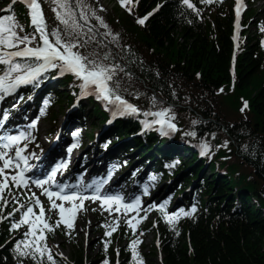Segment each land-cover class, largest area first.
<instances>
[{
	"label": "trees",
	"instance_id": "16d2710c",
	"mask_svg": "<svg viewBox=\"0 0 264 264\" xmlns=\"http://www.w3.org/2000/svg\"><path fill=\"white\" fill-rule=\"evenodd\" d=\"M158 1L141 0L136 13L131 15L119 9L105 14L97 9L94 0L83 3L95 8L111 31L119 33L118 38L110 35L109 28L90 15L95 29L135 71L129 75L123 68L119 79H115L119 86L144 106L179 104L176 110L182 125H191L196 119L210 131L211 141L216 142L215 149L219 150L216 160L231 176V181L221 177L207 207L202 208L196 220L184 224L180 238L169 237L163 243L164 264H264L262 52L257 42L250 39L237 54L232 71V16H211L212 20L202 21L177 0H165L144 26L138 23L136 14L146 13ZM80 34L87 39L95 37L92 40L99 44L98 33L83 28ZM98 44L96 48L101 52ZM244 97L249 102L241 111ZM222 98L230 108L228 113L220 106ZM224 142L227 151L221 148ZM221 155H228L232 162L221 159ZM214 186L215 182L208 183V188ZM253 196L259 200V208L248 205ZM73 250L78 264H83L81 246ZM20 261L5 246L0 248V264H20Z\"/></svg>",
	"mask_w": 264,
	"mask_h": 264
},
{
	"label": "snow or ice",
	"instance_id": "6c2138e0",
	"mask_svg": "<svg viewBox=\"0 0 264 264\" xmlns=\"http://www.w3.org/2000/svg\"><path fill=\"white\" fill-rule=\"evenodd\" d=\"M121 5L127 7L128 11L132 9L128 5L135 2V0H119ZM207 3L210 0H203ZM25 3L30 9L31 23L36 26V32L20 34L16 30L17 26L14 17L9 15H0V61L8 65V67L0 73V99L4 95L14 92L21 84H25L29 81H34L40 76L41 73H46L48 69H57L60 74L72 73L79 77L81 80V95L88 94V90L96 92L98 98H104L108 101L118 102V108L115 114L123 115L128 112L139 113L142 110L135 104L130 103L118 92L119 82L116 81L114 84L110 83L113 81V77L116 75L117 70H123L122 66L117 63H105L110 56V52H104L102 55L104 59L96 56L95 53L85 55L79 51V47H83L84 44L79 38H76L83 30L88 28L91 24L90 15L95 17L101 25L105 28H109L104 18L98 15L95 8L90 5L84 4L83 0H75L76 6L79 7V16L83 18L87 24L81 25L79 19L75 15L76 7H74L69 0H56L57 4V16L66 25L67 39L61 34L58 29H53L49 34L46 29L45 17L41 8L39 0H25ZM182 3L191 8H196V5L192 0H182ZM8 9L12 8V5L7 6ZM101 8L103 5L100 6ZM160 5H157L159 8ZM246 5L243 4V0H237L235 5L236 10V24L239 27L240 12ZM156 11L153 9L152 12ZM197 11H199L197 9ZM152 12L147 13L144 16L138 17V23L143 24L148 16L152 15ZM22 28V25H19ZM91 31V28H88ZM264 30V29H262ZM37 32L39 34V40L35 46L31 45V41L37 39ZM75 33V36H74ZM109 34L114 37H119V33H113L109 28ZM50 35L55 37V40L50 39ZM95 39V37H92ZM42 41V43H40ZM102 43V42H101ZM264 43V40H262ZM128 47V46H126ZM7 49H12L7 51ZM235 55V54H234ZM14 57H28L33 58L32 63H20L14 60ZM91 57V58H90ZM158 74V73H157ZM131 75V73H129ZM199 75V73L197 74ZM223 91V89H221ZM139 95V93H137ZM153 102L156 101L155 95L152 97ZM248 106V102H243L241 111ZM43 112L44 109L42 108ZM155 117L154 120L145 122V127H151L153 125H159V130L163 133L166 130L174 131L178 125L174 122L175 113L171 111L170 107H162L155 113H152ZM197 121H193V124ZM32 124H36L33 120ZM27 133L20 131L17 134H9L3 138L0 142V209L4 208L10 202H14L16 207L12 208L11 212H8V216H12L17 208L20 209L19 220H13L11 228L17 229L21 225H28V230L25 232V238L17 240L15 248L20 256L31 255L36 259L37 264H44V258L48 264H62L53 255L52 250L47 245L46 232L53 231L55 227H58L60 222L63 221L68 228L73 227V219L77 212V204L75 201L80 193L76 191H55L51 188L44 187L46 184H56V175L58 171L67 168L68 161L61 160L55 166L51 168V171L43 178H36L34 181L31 177L25 175V171L31 167L28 163L27 156L24 155V149L28 147L27 143L21 146L20 141L25 140ZM191 135H196L195 131L191 132ZM214 136L215 133H212ZM34 138V137H33ZM227 143V142H225ZM203 148L208 149L209 145L206 141H202ZM74 145H70L72 147ZM203 154V153H202ZM23 161V164H21ZM173 164L178 161H173ZM169 167L171 165H168ZM6 169H14V171H5ZM154 179V178H153ZM11 181V184L9 183ZM106 179H102L96 185V190L92 192V199H99L101 203L108 204L110 210L117 211L118 208H112L111 204L114 202L116 205H123V208L132 211L134 208L139 206L142 201L140 196H136L134 199L124 202L121 194H101L100 189L103 184L106 183ZM34 183L38 188H42L45 195H47L51 201V209H58V219L54 224L49 223V218L46 217V210L43 202L35 192L29 194V198L21 202L15 191H13V185L19 188L21 185H29ZM62 188H68V185H61ZM12 192L11 197H5V191ZM147 191V189H145ZM52 197H59L62 201L73 202L70 207H65L63 203H57ZM167 201L162 204H153L144 210V215L140 216L136 222H133L132 217L127 218V222L130 225L133 232L136 231L137 223L139 220L146 218L148 211H151L153 207L157 208L164 219L169 223L173 222L178 218L179 215L190 216L196 210V205L193 204L191 210L186 211L183 208L178 209L174 212H166L165 205ZM34 205H39V210H35ZM5 217L0 215V220ZM118 222V221H117ZM174 226V225H173ZM108 227V225H105ZM115 230V229H113ZM106 235H111V232H107ZM140 238L137 236L135 239L130 241L128 247L131 249V255L135 258L134 264H144L143 257L136 249V245L139 244ZM108 242H105V248H107ZM63 256V253H59ZM23 264V261H20ZM103 264H108L107 259Z\"/></svg>",
	"mask_w": 264,
	"mask_h": 264
},
{
	"label": "rangeland",
	"instance_id": "374dc122",
	"mask_svg": "<svg viewBox=\"0 0 264 264\" xmlns=\"http://www.w3.org/2000/svg\"><path fill=\"white\" fill-rule=\"evenodd\" d=\"M98 1H100L101 2V5H103V7L102 8H110L112 5H113V3H112V1L111 0H98ZM257 6H259L258 4H257ZM259 7H263L264 8V1H262V3L260 4V6ZM264 13V12H263ZM248 99H246L245 97H244V101H247ZM82 238V237H81ZM148 241H149V239L148 238H146V243H148ZM66 247V252L67 253H70V250H69V246H65ZM88 253V252H87ZM95 253H96V249L95 248H93L92 249V252H91V254L89 253V255H90V257H94L95 256ZM157 261H158V259H157Z\"/></svg>",
	"mask_w": 264,
	"mask_h": 264
},
{
	"label": "bare ground",
	"instance_id": "6f19581e",
	"mask_svg": "<svg viewBox=\"0 0 264 264\" xmlns=\"http://www.w3.org/2000/svg\"><path fill=\"white\" fill-rule=\"evenodd\" d=\"M52 82H54V80H52ZM15 94L18 95V92H14ZM20 97V94L18 95ZM219 103H220V106L222 107V109H224V111H226L227 113L230 112V108L226 105L225 101H224V98L220 99L219 100ZM11 132V131H9ZM72 136V135H71ZM217 151H219L218 149H216ZM231 154V153H230ZM153 157V156H152ZM253 198L250 199V201H248V205L252 206V203H253ZM235 203L238 204V202L235 200ZM238 206V205H237ZM256 206L259 208L260 207V204H259V200L256 201ZM236 209V208H235ZM262 216H264V211H262Z\"/></svg>",
	"mask_w": 264,
	"mask_h": 264
}]
</instances>
